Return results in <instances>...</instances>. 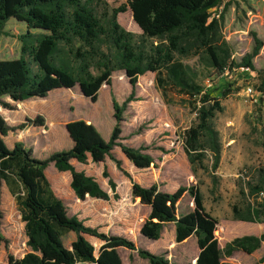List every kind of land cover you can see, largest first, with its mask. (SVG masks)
I'll return each mask as SVG.
<instances>
[{
	"label": "trees",
	"instance_id": "16d2710c",
	"mask_svg": "<svg viewBox=\"0 0 264 264\" xmlns=\"http://www.w3.org/2000/svg\"><path fill=\"white\" fill-rule=\"evenodd\" d=\"M221 1L127 0L126 5L109 11L106 0H0V36L9 35L4 29L9 19L25 25V31L16 36L21 44L19 56L0 59L2 107L12 108L2 96L14 101L44 98L54 89H71L75 85L83 96L95 102L99 88L109 84L115 70H123L132 87L121 104L112 101L115 123L107 140L92 123L70 120L65 129L71 147L45 159L34 156L32 148L19 141L9 148L3 137L15 127L0 116V181L14 195L29 247L21 257L8 254V264H122L119 247L136 251L148 264H176L163 254L137 247L127 237L102 232L85 225L76 215H68L63 202L52 193L45 169L53 163L59 170L69 171L70 186L79 199L89 195L107 200L108 193L95 178L71 163V159L84 163L88 156L93 162H103L106 157L114 161L129 178L132 196L149 207L139 229L143 237L157 240L169 222L174 223L176 242L195 236L197 256L182 264H231L222 257L238 250L252 254L264 244L262 232L235 236L219 247L218 221L205 209L197 185L178 186L173 192L161 190L157 183L143 186L132 179L112 153L118 146L136 168L155 166L146 146L123 143L120 135L122 113L129 102L136 100L137 77L149 71L155 73V83L166 103L177 102L195 113V121L182 132L183 150L192 171L208 170L207 157L211 159V173L218 168L221 141L213 119L223 110L221 99L231 90L223 88L219 96L212 95L199 81V72L182 59L196 57L203 68L223 74L240 67L253 69L251 58L259 49L264 50V42L254 36L251 52L240 62L234 59L233 49L222 36L224 12L232 0H227L216 15L211 11ZM126 6L131 12V24L141 31L138 36L116 19ZM263 85L264 81L261 91ZM33 122L42 124V118L36 117ZM103 175L107 176L106 170ZM109 184L112 188L115 185L111 179ZM216 185L212 174V187ZM185 192L191 196L193 206L179 213L178 201ZM239 194L243 201L242 205L231 206L233 219L264 222V165L248 169L239 184ZM66 232L75 234L71 248L62 242ZM85 235L99 239L101 245L95 249Z\"/></svg>",
	"mask_w": 264,
	"mask_h": 264
},
{
	"label": "rangeland",
	"instance_id": "374dc122",
	"mask_svg": "<svg viewBox=\"0 0 264 264\" xmlns=\"http://www.w3.org/2000/svg\"><path fill=\"white\" fill-rule=\"evenodd\" d=\"M226 1L222 0L218 7L213 8L212 14L219 13ZM106 2L111 11L119 5H126L127 0ZM130 18L131 12L127 6L125 11L116 15L123 28L138 36L141 31L131 24ZM4 29L9 35L0 36V59L17 58L21 44L16 36L25 31V25L9 19ZM222 36L233 49V57L237 62L251 52L254 36L264 42V0H232L224 12ZM182 61L199 72V81L212 95L219 96L223 88L231 90L226 98L221 99L223 110L217 112L213 119L221 141L218 168L211 173V159L207 157L205 164L208 170L197 168L195 173L192 171L183 150L182 132L195 121V113L177 102L166 103L155 83V73L149 71L137 77L134 87L136 100L129 102L122 113L120 135L123 143L146 146V152L153 156L155 166L136 170L124 158L118 146L113 148L112 153L121 160L123 169L132 179L143 186L157 183L161 190L173 192L178 186L197 185L205 209L218 221V244L223 247L235 236L264 232V222L235 220L231 209L233 204L242 205L239 184L248 169L264 165V85L263 90H260L264 81V50L259 49L251 58L253 69L238 68L223 74L203 68L196 57L183 58ZM249 86L252 92L247 91ZM131 89L123 70H115L111 73L109 84L104 83L99 88L95 102L83 96L77 85L71 89H54L44 98L14 101L2 96L1 99L12 108L0 105V116L9 126L15 127L8 131L3 140L9 147L17 141L22 142L32 148L34 156L45 159L53 152L71 147L72 141L66 132L65 123L76 119L92 123L107 140L115 123L112 101L121 104ZM36 117L42 118V124L33 122ZM71 163L75 169L94 177L109 198L104 200L86 195L84 199H79L70 186L69 171L59 170L49 163L45 174L50 189L63 202L68 215H76L85 225L98 227L102 232L127 237L137 247L163 254L172 263L191 262L196 257L198 248L195 236L176 242L173 223L165 225L157 240L147 239L140 234L139 229L149 207L132 196L129 178L116 167L114 161L106 157L103 162H93L87 157L84 163L77 160H71ZM104 170L107 176L103 175ZM212 174L217 181L215 188L212 187ZM109 179L115 184L113 188ZM192 206V198L185 192L178 201V212H187ZM0 234L3 236L0 264H8V254L21 257L29 251L24 222L14 195L2 180ZM85 237L95 249L102 243L95 237ZM74 238L73 232H66L62 242L70 247ZM118 253L122 264H148L147 259L139 257L136 251L119 247ZM263 256L264 244L252 254L238 250L230 256H223L222 260L231 264H264V260H260Z\"/></svg>",
	"mask_w": 264,
	"mask_h": 264
},
{
	"label": "crops",
	"instance_id": "0c3cea01",
	"mask_svg": "<svg viewBox=\"0 0 264 264\" xmlns=\"http://www.w3.org/2000/svg\"><path fill=\"white\" fill-rule=\"evenodd\" d=\"M110 135V134H109ZM13 146V145H12ZM11 146V147H12ZM9 147V146H8ZM11 147H9V148H11ZM121 153H122V151H121ZM123 154V153H122ZM123 156H124V154H123ZM89 157V156H88ZM124 158L127 160V158L124 156ZM71 160H75V159H71ZM128 161V160H127ZM136 170H141V169H138V168H136L130 161H128ZM143 169H146V168H143ZM169 223H173V222H169ZM166 224H168V223H166ZM165 224V225H166ZM165 225L163 226V228L165 227ZM173 225H174V223H173ZM162 228V229H163ZM162 231V230H161ZM101 245V244H100ZM117 250H118V248H117ZM197 256V255H196ZM192 262V261H191Z\"/></svg>",
	"mask_w": 264,
	"mask_h": 264
},
{
	"label": "built area",
	"instance_id": "2783aa9c",
	"mask_svg": "<svg viewBox=\"0 0 264 264\" xmlns=\"http://www.w3.org/2000/svg\"><path fill=\"white\" fill-rule=\"evenodd\" d=\"M240 69H246V68H244V67H240ZM247 91L248 92H252V88L249 86V87H247Z\"/></svg>",
	"mask_w": 264,
	"mask_h": 264
},
{
	"label": "water",
	"instance_id": "95a60500",
	"mask_svg": "<svg viewBox=\"0 0 264 264\" xmlns=\"http://www.w3.org/2000/svg\"><path fill=\"white\" fill-rule=\"evenodd\" d=\"M94 246V245H93ZM71 248V247H70ZM196 258V257H195ZM195 262V261H194Z\"/></svg>",
	"mask_w": 264,
	"mask_h": 264
}]
</instances>
